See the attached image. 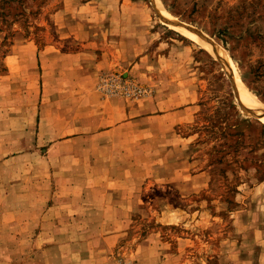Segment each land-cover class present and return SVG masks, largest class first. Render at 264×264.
Masks as SVG:
<instances>
[{"label": "rangeland", "instance_id": "374dc122", "mask_svg": "<svg viewBox=\"0 0 264 264\" xmlns=\"http://www.w3.org/2000/svg\"><path fill=\"white\" fill-rule=\"evenodd\" d=\"M118 10L148 53L176 45L185 68L173 92L180 98L168 106L179 101L188 120L146 116L120 132L118 156L67 143L56 152L84 156L52 162L66 177H38L47 167L36 156L57 134L41 129L55 118L40 109L48 75H64L67 88L78 64L89 87L83 68L116 36L106 27L122 24ZM238 82L259 109L242 101ZM151 83L121 70L98 74L91 87L102 99L137 103L154 95ZM262 112L264 0H0V264H86L91 255L104 264H264ZM93 152L97 160L86 161ZM89 192L125 205L117 242L108 239L112 225L45 224L49 204ZM30 217L39 224H15Z\"/></svg>", "mask_w": 264, "mask_h": 264}, {"label": "crops", "instance_id": "0c3cea01", "mask_svg": "<svg viewBox=\"0 0 264 264\" xmlns=\"http://www.w3.org/2000/svg\"><path fill=\"white\" fill-rule=\"evenodd\" d=\"M120 14H122V11L118 10L115 17L120 19L122 24L115 21L114 24L110 22V25L106 27L109 34L116 36L109 38V43L106 41L99 47L98 58L93 64L83 68L86 82L88 81L90 85L89 87L83 88L81 85L82 72L78 64L69 67L68 76H66L67 88L62 87L64 86V75H48L52 79L47 81L53 84H48L50 87L45 92L40 109L52 113L55 118L47 122L44 121L41 129L47 132V135L50 132H57V134L53 135L54 138L52 139L47 138L48 143L46 145L49 148L44 153L45 155L42 156L43 158L36 156L35 160L45 161L47 167V170H36L38 177H66L63 173L54 174L52 162L77 160L78 156L83 155L56 152L67 143L76 144V149L78 150L79 147L82 152L84 151V155H87L89 151L85 147L94 146L98 149H106L101 153L118 156L122 154V151L115 150L113 147L123 144L122 139L118 137L120 132L129 125L142 123V119L145 120L146 116L150 115V117L157 118L174 117L178 119L177 122L188 120L184 116L188 114L190 109H181L179 101L174 106H168V104L170 105V100L174 102L175 99L180 98L178 93L173 92L174 90H179L177 85L181 81L177 75H180L185 68L182 62L183 57H175L176 45H172L171 51L166 52L164 56L157 54L155 50H151L152 52L148 53L147 39L145 37L135 38L132 35L135 33V29L125 19L122 21ZM125 18H127V15H125ZM144 50L147 51L144 52ZM69 61H72L71 57ZM120 69L145 78L147 82L151 81V84L155 86L154 95L137 103L115 98L102 99L92 89L91 86L93 84L91 83L95 82L98 74L121 71ZM88 73H90V76H87ZM181 117H183V120H181ZM163 126L165 127L164 124ZM156 129L158 130L159 126ZM49 130L51 131L49 132ZM109 147L112 148L109 149ZM52 150L55 152L50 154ZM30 158H33V156H30ZM84 159L95 162L97 157L93 152L91 158L84 157ZM86 174L84 172L80 175L83 177ZM98 176L100 177L101 174H98ZM104 176L109 175L106 174ZM84 189L81 188L78 194L84 195ZM53 194L54 192L48 193V200L52 198ZM71 194L78 195L75 192V187H72ZM89 194L91 195L88 200L81 198L75 201H63L60 204H49L45 210L47 214L45 224L49 226L55 224L64 225L62 220L66 218L67 225L73 226L106 227L112 225L115 228L108 239L112 243L117 242L121 238L122 228L126 226L128 221V216H125V213L122 212V209H125V205L120 201L107 200L106 197L103 199L94 193L89 192ZM59 218L62 220L53 221ZM15 224L17 226L23 224V226L31 227L37 226L39 223L36 219L30 217L26 222L22 221ZM30 236L31 234L27 237H18L17 239L18 241L27 239L31 241L32 237ZM104 262V260H100V256L97 260L92 259V255L86 260V264H104Z\"/></svg>", "mask_w": 264, "mask_h": 264}, {"label": "bare ground", "instance_id": "6f19581e", "mask_svg": "<svg viewBox=\"0 0 264 264\" xmlns=\"http://www.w3.org/2000/svg\"><path fill=\"white\" fill-rule=\"evenodd\" d=\"M180 30V29H178ZM184 35H187V36H192L193 34L192 33H189V32H186V31H183V30H180ZM195 33V32H194ZM195 34H198V33H195ZM196 40L203 46H207L204 44V42L199 39L198 37H196ZM208 47V46H207ZM236 90H238L239 92V96L240 98L242 99V101L247 104L248 106H252L254 108H257L259 109L260 108V103L258 102V100L256 98H254L251 94H249L240 84L239 82L236 84Z\"/></svg>", "mask_w": 264, "mask_h": 264}, {"label": "water", "instance_id": "95a60500", "mask_svg": "<svg viewBox=\"0 0 264 264\" xmlns=\"http://www.w3.org/2000/svg\"><path fill=\"white\" fill-rule=\"evenodd\" d=\"M180 23H181V22H180ZM230 83H231V82H230ZM262 114H263L262 116H264V112H262Z\"/></svg>", "mask_w": 264, "mask_h": 264}]
</instances>
